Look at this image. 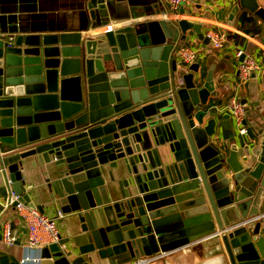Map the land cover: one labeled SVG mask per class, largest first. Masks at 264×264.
I'll list each match as a JSON object with an SVG mask.
<instances>
[{
  "label": "water",
  "instance_id": "95a60500",
  "mask_svg": "<svg viewBox=\"0 0 264 264\" xmlns=\"http://www.w3.org/2000/svg\"><path fill=\"white\" fill-rule=\"evenodd\" d=\"M239 10L264 32V6L237 0L228 23ZM12 22L0 11V196H17L0 221L18 202L58 208L62 233L41 249L47 264L130 261L203 239L220 245L229 264H264V215L234 227L264 212V119L245 152L217 139L212 115L203 124L202 107L220 94L214 66L202 77L201 59L185 72L175 57L190 31L208 44L202 22L146 19L93 35L84 32L94 25L39 33ZM26 164L44 173L42 191L27 188Z\"/></svg>",
  "mask_w": 264,
  "mask_h": 264
},
{
  "label": "crops",
  "instance_id": "0c3cea01",
  "mask_svg": "<svg viewBox=\"0 0 264 264\" xmlns=\"http://www.w3.org/2000/svg\"><path fill=\"white\" fill-rule=\"evenodd\" d=\"M160 13L131 19V13L137 12L141 7L152 4L155 0H96V8L91 6V0H0V11L10 15L12 25H30L45 31L39 33H62L78 32L88 25H94L96 28L90 29L87 35L102 33L109 30L112 26L129 24L134 21L146 19H161V14L167 8L160 0ZM264 6V0H257ZM237 0H192L190 6H185L184 13L178 19H188L204 24L202 31L208 26L228 28L227 40L224 45L218 49L205 47L201 53V65L198 75L205 76L208 68L213 65V77L219 96L209 98L205 109L203 124L205 119L212 115L216 120V137L220 142L235 141L242 151H252V144H257V135L255 133V124H260L264 119V32L263 22L257 18L260 26L259 32H248L240 27L238 15L239 10L233 21L228 23L227 17ZM98 10L94 18L90 16V11ZM247 12V11H245ZM202 16L201 19L197 17ZM111 18H122L117 24L111 21L109 25L98 27L101 20ZM177 19V20H178ZM96 24V25H95ZM249 27V26H246ZM245 29V26H244ZM82 31V30H81ZM191 42L199 45V40L193 32H188L187 39L182 43ZM242 51V54L255 58L260 64V69L254 70L255 77L240 78L237 74L239 67V57L236 53ZM185 72L188 70L184 67ZM235 95L244 105L246 118V133L239 134L229 111L225 108L229 99ZM202 124V125H203ZM3 151H0V154ZM23 177L27 188L38 189L46 184V177L40 167H24ZM41 198L34 197V203L39 204ZM6 199L0 196V215L5 210ZM58 208H46L44 213L52 216L57 213ZM62 214L56 220L58 231L62 233ZM8 222L17 239L13 245L6 246L0 241V264H21L20 260L28 254L38 258V262L28 264H47L48 260L41 258V249L44 247H28L26 245V226L22 222L17 212L11 208L0 221V235L4 223ZM159 255V253H157ZM137 259V258H135ZM130 261L110 260L109 258L94 257L90 264H131ZM49 262H51L49 260ZM149 264H229L226 254L222 247L214 244L208 239L192 243L174 251H169L163 257L155 259Z\"/></svg>",
  "mask_w": 264,
  "mask_h": 264
},
{
  "label": "built area",
  "instance_id": "2783aa9c",
  "mask_svg": "<svg viewBox=\"0 0 264 264\" xmlns=\"http://www.w3.org/2000/svg\"><path fill=\"white\" fill-rule=\"evenodd\" d=\"M160 2L163 5L168 4L170 6V9L164 10L160 17L170 24H173V21H176L181 17V15L178 14L180 6L185 7L192 4V0H160ZM201 17L202 16H199L197 18L202 20L203 18ZM229 27L232 28V26L217 27L213 25L206 27L202 33L203 36L208 38V44H204L201 41H199V45L197 46L192 45L191 42L181 43L175 54L177 62L187 68L190 64L196 62L200 58V55L205 51L206 46H209L211 49L221 48L227 40V31H229ZM241 54L242 51L240 50L236 53L237 56H241ZM258 69H260L259 62L255 60V58L245 55L244 59L239 63L238 76L242 79L247 78L249 70ZM225 108L229 111L239 134H245L247 131L244 123L246 111L243 104L235 95H233L226 103ZM15 200H17V196L12 193L10 201H5V207L11 205ZM14 209L26 226V245L28 247H43L58 240L59 231L56 225V220L61 215L59 211H57L56 214L49 216L40 212L37 208H30L21 202H18ZM263 215L264 212L242 219L235 223L234 227L254 222ZM16 239L17 237L13 233L10 224L8 222L4 223L0 235V241L6 246H10L15 243ZM166 254L167 252H160L159 255L156 254L148 257H140L131 262V264H149ZM34 262H38V258H34L28 254L24 255L20 260L21 264Z\"/></svg>",
  "mask_w": 264,
  "mask_h": 264
},
{
  "label": "trees",
  "instance_id": "16d2710c",
  "mask_svg": "<svg viewBox=\"0 0 264 264\" xmlns=\"http://www.w3.org/2000/svg\"><path fill=\"white\" fill-rule=\"evenodd\" d=\"M238 20L240 22V27L248 32H259L260 26L257 23V17L253 14H249L248 12L241 11L238 15ZM245 26V29H244ZM249 26V27H246Z\"/></svg>",
  "mask_w": 264,
  "mask_h": 264
},
{
  "label": "rangeland",
  "instance_id": "374dc122",
  "mask_svg": "<svg viewBox=\"0 0 264 264\" xmlns=\"http://www.w3.org/2000/svg\"><path fill=\"white\" fill-rule=\"evenodd\" d=\"M194 45V44H193ZM195 46V45H194ZM244 106V105H243ZM244 123H246V118H245V120H244Z\"/></svg>",
  "mask_w": 264,
  "mask_h": 264
}]
</instances>
